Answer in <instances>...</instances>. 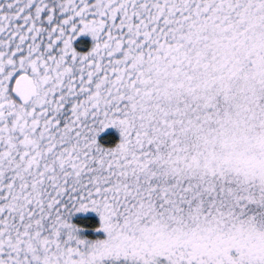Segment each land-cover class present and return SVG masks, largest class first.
<instances>
[{
	"label": "snow or ice",
	"instance_id": "6c2138e0",
	"mask_svg": "<svg viewBox=\"0 0 264 264\" xmlns=\"http://www.w3.org/2000/svg\"><path fill=\"white\" fill-rule=\"evenodd\" d=\"M0 264H264V0H0Z\"/></svg>",
	"mask_w": 264,
	"mask_h": 264
}]
</instances>
